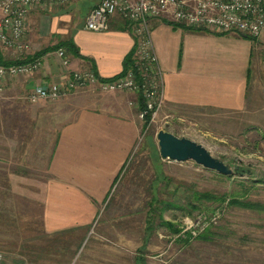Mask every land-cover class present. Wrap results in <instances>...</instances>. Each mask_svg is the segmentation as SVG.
<instances>
[{"label":"rangeland","instance_id":"1","mask_svg":"<svg viewBox=\"0 0 264 264\" xmlns=\"http://www.w3.org/2000/svg\"><path fill=\"white\" fill-rule=\"evenodd\" d=\"M73 1L88 0H68L56 7ZM253 40L260 62L250 75V106L244 112L206 108L186 113L182 120L164 119V100L148 124L140 118V98L128 91L104 92L90 84L38 104L28 101L37 85L19 94L30 106L47 103L70 112L97 109L98 98L100 102L110 94H123L139 133L106 198L89 205L67 197L76 209L64 210L60 229L45 217L41 188L11 184L13 173L27 174L26 165L0 167L1 264H138L140 259L142 264H264V210L230 204L235 199L264 206V36ZM6 89L0 95V112L16 114V107L2 105L8 103ZM160 131L203 145L235 173L223 176L193 161L163 159ZM3 141L4 149L13 146Z\"/></svg>","mask_w":264,"mask_h":264},{"label":"crops","instance_id":"2","mask_svg":"<svg viewBox=\"0 0 264 264\" xmlns=\"http://www.w3.org/2000/svg\"><path fill=\"white\" fill-rule=\"evenodd\" d=\"M99 3L100 0L73 1L65 7L31 11L27 34L30 56L72 39L81 57L66 51L70 63L64 67L57 50L47 53L38 72L8 84V103L2 105L16 107V114L0 112V167L7 163L26 165L23 168L27 174L13 173L11 184L41 188L45 217L53 228H64L60 226L66 217L63 212L75 210L73 202L80 200L91 205L106 198L132 154L139 133L137 117L123 94H110L100 102L98 98L97 109L80 107L71 112L47 103L30 106L18 98L35 85L65 83L77 71L95 70L104 79L123 72L124 61L134 49L126 22L115 15L107 32L85 28L88 14ZM152 29L164 72V119L182 120L184 114L196 109H248L250 75L260 62L254 41L233 33L187 29L161 19L152 20ZM0 51L4 60L13 58L11 52ZM46 108L50 113H45ZM19 138L24 139L21 142ZM4 139L13 146L4 149ZM16 155L23 156L13 157ZM67 197H73V202H67ZM68 203L70 206L64 207Z\"/></svg>","mask_w":264,"mask_h":264},{"label":"built area","instance_id":"3","mask_svg":"<svg viewBox=\"0 0 264 264\" xmlns=\"http://www.w3.org/2000/svg\"><path fill=\"white\" fill-rule=\"evenodd\" d=\"M68 0H0V50L13 58L0 63V95L9 83L34 75L42 67V58H33L27 40L28 19L32 10L62 5ZM119 15L131 26L134 39V67L111 80H99L94 71H77L63 84L37 85L29 94L32 104L55 101L71 91L97 84L104 92L128 91L140 98V118L151 124L164 101L163 76L156 54L152 20L220 34H237L252 39L264 36V0H100L86 18L85 28L102 33L110 29V19ZM66 49L57 50L63 66L70 59ZM63 85V86H61ZM141 106V105H140ZM2 256L0 255V264Z\"/></svg>","mask_w":264,"mask_h":264},{"label":"water","instance_id":"4","mask_svg":"<svg viewBox=\"0 0 264 264\" xmlns=\"http://www.w3.org/2000/svg\"><path fill=\"white\" fill-rule=\"evenodd\" d=\"M158 147L163 159L183 163L193 161L197 165L223 176H232L235 171L224 160L214 157L203 145L172 133L160 131ZM236 171L238 168L235 169Z\"/></svg>","mask_w":264,"mask_h":264},{"label":"trees","instance_id":"5","mask_svg":"<svg viewBox=\"0 0 264 264\" xmlns=\"http://www.w3.org/2000/svg\"><path fill=\"white\" fill-rule=\"evenodd\" d=\"M127 30L131 31V26L126 22V28ZM244 37V36H243ZM246 37V36H245ZM248 39H250L249 37H246ZM250 40H253V39H250ZM255 42V40H253ZM60 48H64L67 50L68 54L72 55V56H75V57H81L80 55V52H79V49L78 47L75 45L74 41L71 39V40H67L65 42H61L60 44H58L57 46H54V47H51V48H48V49H45V50H42L41 52L35 54L33 56V58H42L43 56H45L47 53L51 52V51H55V50H58ZM133 55H134V50L131 52V54H129L125 61H124V70L122 73H120L119 75L113 77V78H116L118 76H121V75H124L126 74L128 71H130V69H133L134 67V60H133ZM0 63H6L3 59H0ZM94 71L96 74L97 72L95 70H92ZM99 77V80H102V81H107V80H111L113 78H110V79H104L102 77ZM140 108L143 107V103L140 104ZM204 198L208 199V198H211L210 196L208 195H203ZM230 204L232 206H239V207H246L248 209H257V210H264V206L261 205V204H251L249 202H241L239 200H231L230 201ZM151 233L152 232V229L150 228V230L148 232H146V235L148 233ZM17 264H20V263H17ZM138 264H142V260L140 259V262H138Z\"/></svg>","mask_w":264,"mask_h":264}]
</instances>
